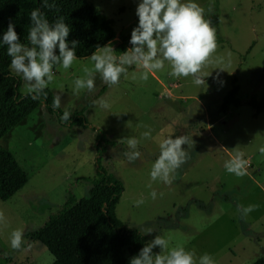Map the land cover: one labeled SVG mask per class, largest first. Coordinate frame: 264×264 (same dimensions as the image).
<instances>
[{
	"label": "rangeland",
	"instance_id": "374dc122",
	"mask_svg": "<svg viewBox=\"0 0 264 264\" xmlns=\"http://www.w3.org/2000/svg\"><path fill=\"white\" fill-rule=\"evenodd\" d=\"M88 1L113 22L118 37L111 44L119 57L131 46L139 0ZM195 2L216 29L214 55L224 57V63L203 69L210 74L205 85H194L191 77L170 76V65L165 63L146 82L132 79L136 69L130 68L128 77H121L119 85L111 88L97 74L94 93L85 90L73 95L74 80L92 62L77 58L68 70L54 66L55 78L48 88L62 95L63 111L67 109L71 116L83 111L90 127L64 126L40 106L2 138L1 144L16 157L29 181L10 200L0 199V211L6 217V223L0 224V264L54 263L47 247L30 241L28 234L58 213L71 193L78 199L89 195L98 175L99 130L105 134L101 165L125 186L116 212L127 226L142 233L151 228L148 241L161 235L170 241V248L195 249L198 256L209 253L215 264H253L264 257V154L258 151L264 146V112L258 114L253 106L264 99V0ZM125 41V50L119 51ZM234 83L240 87L241 104L224 112V98ZM21 92L26 94L23 80ZM99 98L107 99L110 107L93 104ZM149 129L151 138H142ZM186 134L194 144L182 146L190 158L174 173L172 183L151 182L160 140ZM128 137L140 140L141 156L135 162L124 156L127 145L117 142ZM236 151L244 152L249 161L244 177L224 168ZM152 190L157 192L155 200L149 195ZM141 197L145 203L135 206ZM238 204L259 207L242 220ZM14 229H23L25 241L32 244L30 250L11 249Z\"/></svg>",
	"mask_w": 264,
	"mask_h": 264
},
{
	"label": "clouds",
	"instance_id": "9594fccd",
	"mask_svg": "<svg viewBox=\"0 0 264 264\" xmlns=\"http://www.w3.org/2000/svg\"><path fill=\"white\" fill-rule=\"evenodd\" d=\"M42 7L59 11L55 0L51 3L49 0H43ZM207 11L209 13L213 11L211 5ZM135 14L138 17V24L131 31L129 40L131 46L117 57L111 42L103 46L97 45L96 50L89 57L92 67H84V75L74 80L73 95H79L85 90L94 93L97 74L101 81L111 88L119 85L121 77H128L130 68L136 69L132 79L138 78L146 82L149 74L163 70L165 63L170 65V76L177 79L191 77L194 85L201 86L206 84L205 78L210 75L204 74L203 69L209 64L224 63V57L214 55L218 48L216 29L212 26L211 20L205 18V9L195 0H183V2L182 0H139ZM70 31L63 17H58L50 23L40 9H34L30 13L27 36L29 44L26 45L21 43L14 23L9 20L0 43L7 46V55L11 57L10 72L22 78L25 93L32 100L47 99L45 89L54 81L55 65L68 70L76 61L75 49L79 42L72 40L71 46L69 45L67 38ZM219 69L224 71L222 68ZM216 78H219V73ZM61 102L62 95L58 93L52 101L53 110L60 109ZM93 104L102 109L110 107L105 98L93 100ZM70 120L71 113L65 109L60 121L68 123ZM142 138H151V130L143 132ZM117 142L127 145L128 151L124 152V156L129 162H135L140 158L139 139L128 137L121 138ZM193 144L192 137L187 134L161 139L160 153L150 170V181L159 180L170 185L174 173L190 158L182 146ZM258 151L264 154V146ZM248 163L245 153L236 151L225 161L224 168L229 174L244 177L248 174ZM151 182L147 185L148 188L152 187ZM149 195L153 200L157 198L155 190ZM144 203L143 197L134 202L137 207ZM236 207L243 220L257 210L259 205L238 204ZM5 223L6 217L3 211H0V224ZM151 233L153 230L148 228L143 234ZM25 244L27 247H24ZM169 244L168 239L156 235L144 244L138 254L129 259V264H215L209 253L198 256L195 249L186 250L183 246L170 248ZM10 247L15 251H28L32 248V244L25 241L23 229H14L10 233ZM157 247L160 248V252L154 253L153 249Z\"/></svg>",
	"mask_w": 264,
	"mask_h": 264
},
{
	"label": "trees",
	"instance_id": "16d2710c",
	"mask_svg": "<svg viewBox=\"0 0 264 264\" xmlns=\"http://www.w3.org/2000/svg\"><path fill=\"white\" fill-rule=\"evenodd\" d=\"M52 0H49L51 3ZM56 10L43 8V0H0V40L7 30L9 20L15 25L21 43L29 44L27 36L30 27V13L40 9L50 23L63 17L69 28L67 38L71 46L77 40L78 59H87L96 50V46L106 45L117 39L118 33L113 22L101 14L88 0H55ZM128 41L118 49L125 50ZM11 57L7 55V46L0 43V199L10 200L29 181L28 175L16 157L1 144L3 137L16 126L23 123L40 106L56 115L64 126L90 127L83 111L71 116L68 123H62L63 110H53L55 93L46 88L47 99L34 101L21 92L22 79L10 72ZM106 87H104V90ZM240 87L233 84L225 96L222 110L228 111L231 105H240L238 98ZM258 114L264 112V99L254 104ZM102 138L97 137L100 157L97 160L98 175L93 179L89 195L78 199L71 193L61 210L52 215L38 230L30 232V241H39L54 256L53 264H129V257L138 254L147 244L148 237L137 229L127 226L117 216V206L125 191L122 180L101 165ZM253 264H264V257Z\"/></svg>",
	"mask_w": 264,
	"mask_h": 264
}]
</instances>
